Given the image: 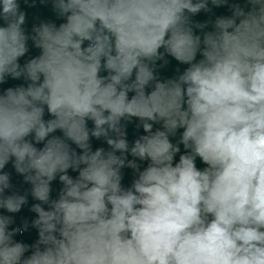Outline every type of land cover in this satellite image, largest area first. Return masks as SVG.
Wrapping results in <instances>:
<instances>
[{
    "label": "clouds",
    "instance_id": "obj_1",
    "mask_svg": "<svg viewBox=\"0 0 264 264\" xmlns=\"http://www.w3.org/2000/svg\"><path fill=\"white\" fill-rule=\"evenodd\" d=\"M227 3L52 0L66 22L28 35L18 0H0V84L28 81L0 92V209L28 202L8 194L10 161L40 202L32 245L14 240L27 223L10 229L0 214V264H264V0L232 4L202 35L191 20ZM29 40L40 54L21 65ZM165 55L188 67L161 81ZM133 118L146 134L130 146L122 121ZM179 144L190 151L174 164ZM125 167L138 173L127 189Z\"/></svg>",
    "mask_w": 264,
    "mask_h": 264
},
{
    "label": "water",
    "instance_id": "obj_2",
    "mask_svg": "<svg viewBox=\"0 0 264 264\" xmlns=\"http://www.w3.org/2000/svg\"><path fill=\"white\" fill-rule=\"evenodd\" d=\"M20 10L23 11L26 15L25 24L22 26L25 30V33L28 35L32 34V29L34 26H39L41 23H54L57 25V27L61 24L66 22L63 17L58 16V14L53 10L52 0H44V2H41V0H27V3H25V0H18ZM232 4H239L242 8L245 9V11H248L250 9V5L247 3V0H228V3L220 6L215 7L209 4V7L211 11L204 12L201 11L200 13L194 15L191 17V20L193 22V25L195 23H206L207 27L203 30L195 29V34L202 35V32L205 31H214V22L218 17H229L232 15ZM0 26H3V22L0 21ZM87 46V42H85V45ZM29 52L22 58H20L19 63L23 65L28 59L36 57L40 54V50L32 46L31 40L28 42ZM163 52V49L160 50ZM202 57L197 56V60L201 59ZM165 59L167 60V63L165 64L163 60L157 61L155 65V73L157 75V78L161 81H165L168 79H175L180 74L183 73V71L188 67V65L181 64L178 61H176L171 56L165 55ZM100 75L104 76L107 75V72L103 69L100 72ZM28 81H26L23 77L14 80L11 77L7 78V82L4 84H0V92H3V90L9 88V87H17V86H27ZM151 88L147 89V91H150ZM131 95V93H130ZM52 118L48 112L47 108L45 107V116L44 119H50ZM126 125V131H127V140L129 142V145L131 146L132 143L138 139L140 136L145 135L142 127H137L139 125L140 121L136 118H133L131 122L122 121ZM88 127L91 129L93 127V124L91 121L88 122ZM157 128H161L160 124H154L153 131H155ZM183 129H178L175 136H170L169 139L173 144H177L180 140V135L182 133ZM53 135L57 136H63V133L57 130L56 133ZM73 149H75L78 153L80 152V149L76 147V145L72 144L71 141L68 142ZM90 144L92 146L93 151L97 148H104L105 151H110L111 149L106 144L104 138L96 139V138H90ZM43 145H37V147H42ZM179 147L181 149L180 153H177L174 157V164L179 161V156L181 154H185L186 150L184 149L182 144H179ZM119 154V153H118ZM128 159H133L130 155L128 156ZM137 163L140 165V170L142 171L145 167L148 165V161H139L137 160ZM196 167L200 170H203L207 165H205L199 157L195 160ZM5 172H8L10 174V183L12 184V189L9 190L8 194L17 193L20 195H26L27 196V204L22 206L21 210L18 213H8L6 210L0 209V214L4 215H10L13 218L14 223L10 225L11 228L20 227L23 228L24 224H28V228L26 231H23L22 233H17L14 236V240L17 242H22L28 245L35 244L37 240L39 239L38 236V229L32 226V221L37 218V214L31 211V207L35 203H40L37 200H34L31 196V184L26 183L24 181V178L22 175L16 173L12 162L10 161L8 165H6ZM122 173V187L125 189L130 188L132 186L133 181L137 178L138 173L128 167H125L121 170ZM73 178L78 176V172H73L71 169L68 173ZM63 188V184L59 181V178L57 177L56 180H54L51 183V193H50V199L55 200L58 199L61 189ZM46 210L49 208V205L43 204L42 205ZM211 218V217H210ZM31 251V250H30ZM30 254V253H29Z\"/></svg>",
    "mask_w": 264,
    "mask_h": 264
}]
</instances>
